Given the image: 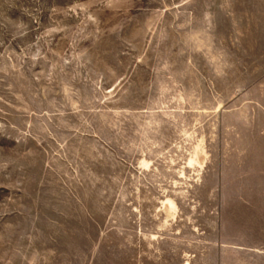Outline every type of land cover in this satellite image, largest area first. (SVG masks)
<instances>
[{
	"label": "rangeland",
	"instance_id": "obj_1",
	"mask_svg": "<svg viewBox=\"0 0 264 264\" xmlns=\"http://www.w3.org/2000/svg\"><path fill=\"white\" fill-rule=\"evenodd\" d=\"M0 264H264V0H0Z\"/></svg>",
	"mask_w": 264,
	"mask_h": 264
}]
</instances>
